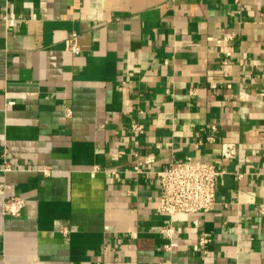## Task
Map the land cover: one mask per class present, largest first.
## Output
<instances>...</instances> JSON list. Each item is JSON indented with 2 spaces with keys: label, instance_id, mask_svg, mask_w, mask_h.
<instances>
[{
  "label": "crops",
  "instance_id": "crops-1",
  "mask_svg": "<svg viewBox=\"0 0 264 264\" xmlns=\"http://www.w3.org/2000/svg\"><path fill=\"white\" fill-rule=\"evenodd\" d=\"M262 72L264 0H0V264H264ZM185 159L224 172L165 251L154 172Z\"/></svg>",
  "mask_w": 264,
  "mask_h": 264
},
{
  "label": "built area",
  "instance_id": "built-area-1",
  "mask_svg": "<svg viewBox=\"0 0 264 264\" xmlns=\"http://www.w3.org/2000/svg\"><path fill=\"white\" fill-rule=\"evenodd\" d=\"M68 49L72 52L79 51L77 34L72 33L67 39ZM264 79V72L260 73ZM130 128L141 132L143 125L132 122ZM213 140V135L207 136ZM236 153L233 142L221 144V159L229 158ZM221 159L209 161L185 159L181 161L168 162L161 168L155 170L154 174L158 183L159 203L158 211L167 216L160 228V233L166 239L163 244L165 251L171 250V241L174 233L172 216L177 212L202 214L208 212L216 202V183L224 170L221 168ZM154 157L150 155H139L134 169L140 171L143 163L153 162ZM7 165V159H5ZM7 169V168H6ZM46 172V170H44ZM117 176V174L115 173ZM25 203L20 196H3V211L7 214L17 215ZM198 224V220L193 221ZM65 232V229L62 230ZM207 241L206 237H200V243Z\"/></svg>",
  "mask_w": 264,
  "mask_h": 264
}]
</instances>
